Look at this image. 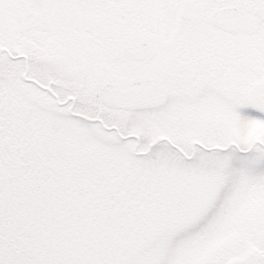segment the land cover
I'll return each mask as SVG.
<instances>
[{"label": "snow or ice", "instance_id": "6c2138e0", "mask_svg": "<svg viewBox=\"0 0 264 264\" xmlns=\"http://www.w3.org/2000/svg\"><path fill=\"white\" fill-rule=\"evenodd\" d=\"M0 264H264V0H0Z\"/></svg>", "mask_w": 264, "mask_h": 264}]
</instances>
